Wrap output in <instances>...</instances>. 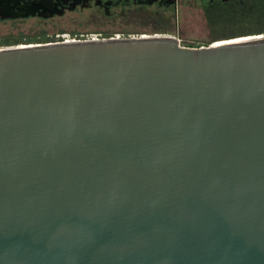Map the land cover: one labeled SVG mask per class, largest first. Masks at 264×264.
<instances>
[{"label": "water", "instance_id": "1", "mask_svg": "<svg viewBox=\"0 0 264 264\" xmlns=\"http://www.w3.org/2000/svg\"><path fill=\"white\" fill-rule=\"evenodd\" d=\"M230 39L0 47V264H264V35Z\"/></svg>", "mask_w": 264, "mask_h": 264}, {"label": "rangeland", "instance_id": "2", "mask_svg": "<svg viewBox=\"0 0 264 264\" xmlns=\"http://www.w3.org/2000/svg\"><path fill=\"white\" fill-rule=\"evenodd\" d=\"M231 6L232 0H177L175 7L135 5L105 11L84 5L47 16H0V47L139 34L172 35L181 45L196 47L264 35L263 16L228 15L222 7Z\"/></svg>", "mask_w": 264, "mask_h": 264}, {"label": "flooded vegetation", "instance_id": "3", "mask_svg": "<svg viewBox=\"0 0 264 264\" xmlns=\"http://www.w3.org/2000/svg\"><path fill=\"white\" fill-rule=\"evenodd\" d=\"M40 0H11L10 5L6 7L3 13L12 15H19V13L27 11H36L39 7L38 2ZM49 8L55 10L62 9L63 11L70 7L80 8L84 5L87 7L96 6L99 9L109 11L115 7H129V6H142V5H157L161 7L176 6L177 0H50L47 1ZM50 8V9H51ZM42 9V8H40ZM37 14V13H36Z\"/></svg>", "mask_w": 264, "mask_h": 264}, {"label": "trees", "instance_id": "4", "mask_svg": "<svg viewBox=\"0 0 264 264\" xmlns=\"http://www.w3.org/2000/svg\"><path fill=\"white\" fill-rule=\"evenodd\" d=\"M243 2V3H240ZM262 4V5H260ZM245 5H251L245 6ZM221 6V5H220ZM226 13L228 15H235V16H244V15H249V16H263L264 17V4L262 2L257 3L256 1H253L251 3H246L245 0H232V6L230 8H225Z\"/></svg>", "mask_w": 264, "mask_h": 264}, {"label": "bare ground", "instance_id": "5", "mask_svg": "<svg viewBox=\"0 0 264 264\" xmlns=\"http://www.w3.org/2000/svg\"><path fill=\"white\" fill-rule=\"evenodd\" d=\"M95 38V37H94ZM249 39V38H248ZM73 40V39H72ZM242 40H243V38H242ZM66 41V40H65ZM20 45V44H19Z\"/></svg>", "mask_w": 264, "mask_h": 264}]
</instances>
